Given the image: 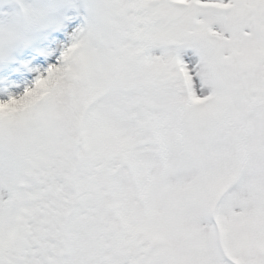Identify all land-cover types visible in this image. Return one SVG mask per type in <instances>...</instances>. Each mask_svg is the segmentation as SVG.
I'll return each mask as SVG.
<instances>
[{"label": "snow or ice", "instance_id": "obj_1", "mask_svg": "<svg viewBox=\"0 0 264 264\" xmlns=\"http://www.w3.org/2000/svg\"><path fill=\"white\" fill-rule=\"evenodd\" d=\"M0 264H264V0H0Z\"/></svg>", "mask_w": 264, "mask_h": 264}]
</instances>
